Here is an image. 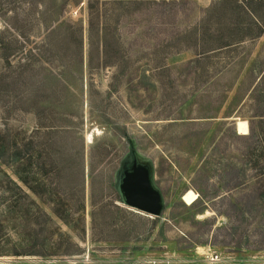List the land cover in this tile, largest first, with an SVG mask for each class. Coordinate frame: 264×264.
Masks as SVG:
<instances>
[{
    "label": "rangeland",
    "instance_id": "rangeland-1",
    "mask_svg": "<svg viewBox=\"0 0 264 264\" xmlns=\"http://www.w3.org/2000/svg\"><path fill=\"white\" fill-rule=\"evenodd\" d=\"M223 1L0 0V263H264V0Z\"/></svg>",
    "mask_w": 264,
    "mask_h": 264
},
{
    "label": "trees",
    "instance_id": "trees-1",
    "mask_svg": "<svg viewBox=\"0 0 264 264\" xmlns=\"http://www.w3.org/2000/svg\"><path fill=\"white\" fill-rule=\"evenodd\" d=\"M246 4H242V3H239L237 1H233V0H226V1H223V3L225 5H230V6H233L234 8H238L239 12L242 13L243 16H248V18L250 20H253L254 21L256 20L257 21V16H255L252 8L250 7V4L251 3H254L255 0H247V1H244ZM233 8V9H234ZM200 61V60H198ZM251 120H254L251 119ZM257 121L254 123V121H250L249 123V128L242 133L240 135H245L248 133L249 136H252V137H255V139L257 140V145H255L254 147H251V150L252 151H248V161L249 163L251 162V159H253V165L255 166H259V169L261 170V173L264 174V118H257L256 119ZM254 123V124H253ZM0 141L1 138H0ZM4 147V145L2 144V142H0V148ZM0 160L1 159V153H0ZM3 163L5 161H2ZM55 166H54V170L57 172L59 170L62 169V165L59 164V162L55 161ZM60 163H62L60 161ZM8 178V182L10 184H12L16 189H18L19 191L17 192V194L13 195L11 198H13L15 201L17 200V195H19L21 193V189H19L18 185L16 184L15 181H13L11 178L9 177H6ZM23 181H26L25 179H23ZM31 188V191L34 193V194H37L38 195V192L36 191V189H34V187H30ZM6 193V191H5ZM2 192V194H5ZM55 198L57 200L61 199L58 195V193L55 194ZM29 197V196H28ZM256 201H257V204H258V208H259V211H260V217H261V220L264 221V187L262 189L259 190L258 192V195L256 197ZM250 205H252V203L250 202ZM249 211L250 212V209L246 208L245 211ZM53 212L59 217L61 218L63 221H65L63 215L61 213H59V211H57L56 209L53 208ZM41 213L46 217V219H48L49 221L52 220V218L47 214L45 213L43 210H41ZM80 218H81V215H80ZM244 220L245 217H244ZM66 222V221H65ZM52 223L54 224V235H56V239L55 240L56 242V246L58 248H60V245L63 244L64 242L66 243L65 245V249H63L61 251L62 254H71L69 252H78L80 250V246L78 245V243L76 241H74L71 236L68 234V233H65V232H62V230L55 224L54 221H52ZM1 227V226H0ZM262 242H264V227L262 229ZM60 238H64V240H61L60 241ZM64 241V242H63ZM64 243V244H65ZM53 244V243H52ZM54 254H59V253H54ZM0 264H31V263H15V262H11V263H0ZM36 264H40V263H36ZM41 264H56V263H41ZM251 264H264L262 262L260 263H251Z\"/></svg>",
    "mask_w": 264,
    "mask_h": 264
},
{
    "label": "water",
    "instance_id": "water-1",
    "mask_svg": "<svg viewBox=\"0 0 264 264\" xmlns=\"http://www.w3.org/2000/svg\"><path fill=\"white\" fill-rule=\"evenodd\" d=\"M128 190L126 197L128 204L146 212L156 211L157 195L150 189L145 172H137L128 181Z\"/></svg>",
    "mask_w": 264,
    "mask_h": 264
}]
</instances>
